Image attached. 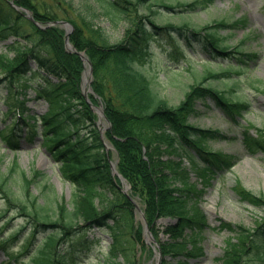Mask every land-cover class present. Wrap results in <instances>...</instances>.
I'll use <instances>...</instances> for the list:
<instances>
[{"label":"trees","instance_id":"trees-1","mask_svg":"<svg viewBox=\"0 0 264 264\" xmlns=\"http://www.w3.org/2000/svg\"><path fill=\"white\" fill-rule=\"evenodd\" d=\"M42 1L46 0H14V3L28 9L44 25L64 19L74 26L70 42L78 51H84L92 63L91 86L98 98L90 95V99L94 105L99 100L104 104L111 123L104 136L114 148L118 171L131 189L126 195L120 188V179L112 174L111 154L96 124L97 117L83 95L84 63L77 54L66 50L65 31L58 26L40 28L8 0H0V41L9 35L19 39L14 45L18 52L13 60L0 55V87L7 86L15 104L13 96L20 91L19 87L27 88L28 82L40 78L46 85L38 92L49 103V111L43 116L21 115L15 126L0 132L2 140L8 148L16 150L22 139L41 136L43 145L59 164L62 178L76 189L71 208L63 201L56 207L47 202L41 204L39 196L31 190L41 174L35 172L31 178L21 173L16 186L11 182L17 174L14 163L6 174H0V192L8 207L0 211V234L10 223L7 217L10 208L27 218L33 229L23 237L17 254L10 251V243L21 238L22 229L11 230L1 240L0 247L21 264H80L84 250L100 247L107 234L111 242L101 252L104 258L115 262L122 257L126 263L135 264V248L145 246L143 227L131 200L138 198L154 237L159 240L162 231L168 237L165 242L159 240L163 255L176 257L186 251V256H191L199 248L200 233L196 240H191L193 251L190 252L184 247V232L187 228L192 233L197 229L201 232L206 227V217L198 204L193 214L181 213L184 201L180 190L172 184V178L177 176L172 157L178 154L188 157L203 187L210 184L208 177L215 176L220 167H229L219 154L207 148L211 140L219 139V132L190 123V118L197 114L196 101L207 99L225 113L228 122L244 127L242 143L249 152L264 150V130L258 129L254 137L239 120L251 109L247 96L241 92L240 76L247 73L257 55L238 46L230 49L228 38L220 33V30L232 31L237 23L218 21L202 27L186 21L182 24L157 21L169 13L188 16L206 8L213 0L177 3L86 0L97 3L99 12L113 26H127L124 38L118 43H112L106 31L89 17L69 16L68 10L75 12L72 2L55 0L56 9H52ZM155 43L163 46L171 62H179L194 53L205 54L220 68L205 81L217 79L232 85L222 88L198 83L179 105L169 104L155 93L147 74V65L155 55L152 49ZM220 59L227 60L226 68ZM76 103L80 109L75 107ZM80 127L87 130L86 136H80ZM180 176L187 178L184 185L193 199L200 189L190 181L188 170H183ZM98 189L99 210L88 201ZM235 190L244 202L264 209L263 197L240 184ZM162 218L179 220L160 231L157 221ZM225 229L235 232L237 240L227 246L224 259L218 264H253L249 259L253 257L264 264V217L254 231L230 224Z\"/></svg>","mask_w":264,"mask_h":264},{"label":"rangeland","instance_id":"rangeland-1","mask_svg":"<svg viewBox=\"0 0 264 264\" xmlns=\"http://www.w3.org/2000/svg\"><path fill=\"white\" fill-rule=\"evenodd\" d=\"M65 1H70L75 6V12L68 10L69 16L77 17V15H79L81 17H89L98 27L106 31L112 43H118L124 38L127 26L124 24L113 26L110 20L106 19V17L99 12L97 3H90L86 0ZM160 1L161 0H155L156 3H160ZM164 1L167 3H177L191 2L194 0ZM43 2H47L50 8L56 9L55 0H46L42 1V3ZM58 12L61 14V11ZM166 15L167 16H161V18L158 17L157 21L163 24H182L186 21L202 27L222 19H225L230 25L237 23V26L234 27L232 31L227 30L221 31L220 33L228 38L226 40L230 45L234 47L239 45L241 49L254 52L257 55V59L248 69L247 75L243 77L241 83L243 92L247 94L251 103V110L245 113V119L241 120V123L248 125L253 136L257 135V129L264 130V0H213V3L206 6L205 9H199L185 17L173 13ZM61 28L63 27L61 26ZM15 40L14 37L8 36L5 42L0 43V55H2V58L7 60L14 59L18 49L16 47L10 48V45H13ZM159 46L160 44H156L154 47L156 52L159 53L158 57L165 59V55L161 52L162 48ZM206 58V55L195 54L193 57H190V59H187V62L181 61L178 67V73L164 68L166 66L165 61L160 64V68H156L155 66L150 68L149 77L152 81L155 93L167 100L169 104L175 106L185 100L191 87L199 85L197 83H203L206 86L213 84L214 81H205V78L209 75L208 71L216 70L217 66L207 64ZM161 68H163V70ZM51 80L56 82V79L53 77H51ZM37 82L42 83V79L39 78ZM214 84L220 85L219 83ZM34 89L39 90V86L36 82H33L32 88L29 87L25 92L20 91V94L17 96V102L20 103V101H24V105L27 109L25 115L35 114L41 116L48 111V104L44 100L36 99V91ZM12 101H14V99L8 96L5 86L1 85L0 131L12 125L11 115H7L6 118H4V113L7 111L9 112L10 103ZM195 108L197 115L190 119V123L193 126L205 129H219L224 133L225 137H227V139L223 141L209 142L207 148L210 151L222 153V155L227 156L235 165L231 170L219 171L218 177L214 180L210 177V180L213 181L211 187L201 194L197 200L198 205L207 217V224L210 225V227L201 232L197 229L193 233L189 232L188 229L185 230V235H187V237L185 238L186 245L184 247L192 252L193 244L191 240H196L197 234L200 233L198 250L194 249L192 257L189 259L185 256L186 251H182L181 254L176 257L166 256L165 259L171 264H218L224 258L223 255L226 247L237 240L236 234L222 230L225 224L242 226L248 231H254L264 217L263 209L242 202L235 192V185L239 182L253 194L264 198V151L255 154L248 153L242 144V129L231 126L223 118L222 111L217 109L212 101L197 100ZM96 123L103 133L108 130V123L104 118H100V121L97 118ZM79 131L82 137L86 135L87 131L85 128L80 127ZM105 145L106 150L111 154L112 163L115 164L117 162L115 151L109 143L105 142ZM14 163L18 164V170L17 174H14V178L11 182H14L16 186H19L17 179L20 177L21 173L34 178L35 172L39 171L43 177L39 179L38 183L32 184L31 190L32 194L39 196L40 203L44 204V202H47V205L52 204L56 207L57 203L63 201L67 203L70 208L72 207L76 189L61 178L58 166L50 158L45 147L42 145V139L40 137L31 140H22L20 148L17 151L7 149L6 144L1 143L0 138V174H6ZM173 163L175 164L177 176L172 178V184L180 190V194L183 195L182 200L184 201V207L180 209L181 213L193 214L196 212L197 203L187 194V189L184 185L187 178L179 177L183 169L189 170L190 165L183 156L175 157ZM189 177L190 181H193L196 185L198 184V189L202 188L201 181L194 173L190 172ZM99 197L100 196L96 192L88 201L93 205H98ZM138 205L141 209V204L139 203ZM6 208L8 207H5L3 195L0 192V211L3 212ZM14 215L15 211L10 208L7 217H15ZM142 217L143 215L139 212L138 221L140 224H143ZM178 220V218H168L161 219L157 223L161 231L169 225L176 224ZM23 223L25 224L22 218L15 217L7 230L21 227ZM27 230L28 229H26L24 233H26ZM161 233L159 240L161 242L168 240V237L163 231ZM104 238L105 241L103 245L104 248H106L110 239L107 236ZM144 244V247L137 246L135 248L133 262L135 264H156L157 259L155 251H153V247H151L153 242L147 243L146 240ZM18 245V243H15L13 246L14 249L18 248ZM153 245L155 246L156 244ZM184 247L182 250H185ZM96 253L98 254L99 250L91 251L87 256H83V258L89 257L90 259L88 262L92 261L94 264L97 262ZM99 260L100 264H107L102 257H100ZM119 261L122 264H127L123 262L122 259H119ZM253 261L257 262V259H253ZM0 264H14L12 260L4 255L2 250H0ZM113 264L117 263L114 262Z\"/></svg>","mask_w":264,"mask_h":264},{"label":"water","instance_id":"water-1","mask_svg":"<svg viewBox=\"0 0 264 264\" xmlns=\"http://www.w3.org/2000/svg\"><path fill=\"white\" fill-rule=\"evenodd\" d=\"M31 19H33L31 16H29ZM54 24H62V25H64L65 27H66V29H67V36H66V44H67V47H68V45H69V34H70V32L73 30V27H72V25L71 24H69L68 22H66V21H56V22H54ZM70 50H71V48H70ZM73 51V50H72ZM78 53V52H77ZM80 56H82L83 57V55L81 54V53H78Z\"/></svg>","mask_w":264,"mask_h":264}]
</instances>
